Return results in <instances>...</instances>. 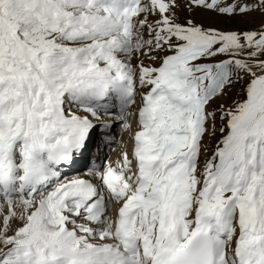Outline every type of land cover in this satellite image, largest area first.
Masks as SVG:
<instances>
[{
	"label": "snow or ice",
	"instance_id": "1",
	"mask_svg": "<svg viewBox=\"0 0 264 264\" xmlns=\"http://www.w3.org/2000/svg\"><path fill=\"white\" fill-rule=\"evenodd\" d=\"M0 264H264V0H0Z\"/></svg>",
	"mask_w": 264,
	"mask_h": 264
},
{
	"label": "rangeland",
	"instance_id": "2",
	"mask_svg": "<svg viewBox=\"0 0 264 264\" xmlns=\"http://www.w3.org/2000/svg\"><path fill=\"white\" fill-rule=\"evenodd\" d=\"M181 21H183L184 17L187 15V13H181ZM194 19H196L198 22H203L205 23L206 25H211V26H214V27H218V28H222V29H227V28H244V27H249L251 25H248L246 24L243 20L237 18L236 20H232V21H228V20H225L223 18H218V17H215L213 15H205V14H202V13H197L195 16H194ZM256 20L257 22L259 21V16L257 15L256 17ZM240 89V85H237L236 88L232 89L231 93H230V98H234L237 94V92L239 91ZM127 132H123L122 136L120 137L121 138V142L117 143V146H120L121 148H124L125 147V137L127 136L126 135ZM117 132H115V135L117 136ZM115 144V141H111L110 142V146H114ZM128 149L130 150V146L128 145ZM118 152H117V149L112 152V155H116Z\"/></svg>",
	"mask_w": 264,
	"mask_h": 264
},
{
	"label": "bare ground",
	"instance_id": "3",
	"mask_svg": "<svg viewBox=\"0 0 264 264\" xmlns=\"http://www.w3.org/2000/svg\"><path fill=\"white\" fill-rule=\"evenodd\" d=\"M110 131H111L112 134L114 133V132H113V129H111ZM119 142H121V140H119ZM119 142H118V143H119ZM121 149H123V148H121ZM102 154H104V152H102Z\"/></svg>",
	"mask_w": 264,
	"mask_h": 264
}]
</instances>
